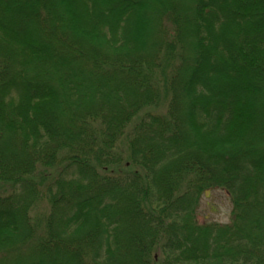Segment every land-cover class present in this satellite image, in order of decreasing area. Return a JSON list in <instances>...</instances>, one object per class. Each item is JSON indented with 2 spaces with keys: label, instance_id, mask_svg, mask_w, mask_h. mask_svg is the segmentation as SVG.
<instances>
[{
  "label": "trees",
  "instance_id": "1",
  "mask_svg": "<svg viewBox=\"0 0 264 264\" xmlns=\"http://www.w3.org/2000/svg\"><path fill=\"white\" fill-rule=\"evenodd\" d=\"M0 264H264V0H0Z\"/></svg>",
  "mask_w": 264,
  "mask_h": 264
},
{
  "label": "rangeland",
  "instance_id": "2",
  "mask_svg": "<svg viewBox=\"0 0 264 264\" xmlns=\"http://www.w3.org/2000/svg\"><path fill=\"white\" fill-rule=\"evenodd\" d=\"M231 204L227 194L222 190H213L203 194L197 209L198 219L226 223L229 220Z\"/></svg>",
  "mask_w": 264,
  "mask_h": 264
}]
</instances>
